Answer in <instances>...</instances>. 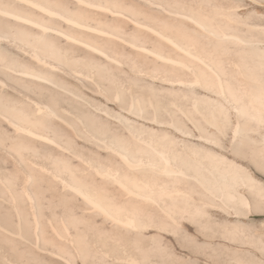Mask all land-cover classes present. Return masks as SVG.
<instances>
[{"label": "bare ground", "instance_id": "6f19581e", "mask_svg": "<svg viewBox=\"0 0 264 264\" xmlns=\"http://www.w3.org/2000/svg\"><path fill=\"white\" fill-rule=\"evenodd\" d=\"M143 5L147 6L149 9L144 8ZM231 8H233V6L224 9L223 12H217V10L213 11L211 12V15H209L204 12H201L200 10L193 9L192 6H184L178 3L177 1H172V0H0V42L6 41L8 44L6 43L4 44L5 46L7 45L8 47H10L11 43L16 44V46L21 51V53L25 55L29 54L27 56H29L31 60L34 61L36 64V66L35 64L33 65V63H30L26 59H23V57L22 59L21 58L19 59L20 56L16 60H14L12 56L13 54L11 55V57H9L10 52L12 51L10 52L8 51L9 56H7L8 55L7 49L2 45L3 48L2 47L1 48L3 50L6 49V51L4 53V51L0 50V197L6 200V208H8L9 212L11 210L14 211L13 209L9 210L10 208H14L16 210L17 214L15 216L18 215L16 218H19V221L21 222H24L25 219L28 218L27 215L30 214L29 212H31L32 214L31 218L34 224V229L33 228L32 229L36 237L37 246L40 249L38 250L37 248V250L39 251L38 254L37 253L38 251L34 247V250L37 251L36 252L37 256L35 257L36 259L38 258V256L40 257V255H42L40 252L42 250L43 254L46 257H44L43 255L40 257V259L42 257L45 259V262L43 261L44 264L45 263L71 264L73 263L71 262L72 258H79L80 262L84 264L87 261V257H86L87 255L85 253L89 250L88 247H91L92 250L95 252L94 254H96L95 256L97 257V260L99 259L98 261H104L107 258L111 260V261L109 260L111 264H112V260H113V264L115 262L114 260H120L121 264H128V262H130L131 264H136L139 261H142L138 259V255L132 252L129 246L127 248L126 246H122V244L114 245L109 243L107 237L108 234L107 235L105 234L106 233L105 230L106 229H109L110 231L113 230L112 231L113 234L115 232L116 233L119 232L118 235L120 233H123L125 234L126 237L127 234L128 236L132 235L131 233H133V235L135 236L137 235V237L141 235L144 236L143 235L144 233H141L144 232V229H146L149 226L150 228L151 226L156 227V224L159 223L161 224V221H159L158 223L152 222V220L150 221L149 218H147L148 216H151L152 213H153L152 215H154V212H150L151 210L149 207L152 206L153 209L157 208L158 210H162V212L164 211L165 214L166 215L168 214L169 217L170 216L169 214H171L169 210L171 208H175V207L177 208L180 206L179 204L182 201L185 203L188 199H190L191 195L188 192V189L190 188L187 189L188 186L187 183L191 178H193L194 180H196L197 178L200 179V175H202V173H204L203 171L207 169L206 163L209 161L207 160L204 163L205 157L203 156V152L202 153L200 152L202 151L200 148L202 146L192 143V141H189V139L186 138L179 139V137H177L175 134L169 132L172 129V127L171 129H169V131H167L168 129H166V127H164L163 125L169 123L170 122L169 119L171 117H169L168 122L163 121V119H160L158 117H153L155 114L153 116L151 115L152 118L149 117L146 118L148 113L146 114V116L141 115L140 110H131V111H133L135 115L137 114L136 116L143 117L141 121L146 122L145 119H147L148 122L146 123H148L149 126L151 127H149L146 124L143 125L142 124L143 122L140 123L138 126L134 125L135 124L134 122H133L134 124H132L130 121H128L130 116L127 118V120H126L127 116L126 117L123 116L122 118L120 116H115V119H118L120 117L121 119L126 120V122L123 120L125 122L124 128H127L128 131L125 136L123 134L124 131L121 130L122 129L121 127H118L119 132L116 130V128L114 130L110 128L114 132H112L108 128L110 130L109 131L110 133H108V140L100 137L97 134V133L104 134L107 132L106 123L105 126L104 122L102 124L101 122L99 123L93 121L94 119L88 120L86 126L83 127L86 128L84 136L88 140L90 145L91 144L94 145L93 141L98 140L99 143L106 148L104 158H101L100 151H90L93 148H87L86 150L75 148L70 152H68L69 159L66 160L62 156H56L53 159L51 165L48 163L50 166H48L46 162H45L46 165H43V163L42 164L38 163L40 161H37L36 159H35L36 161L32 160L31 153L33 152H31V150L33 151L35 148H37L36 146L39 147L43 146L44 142H49L53 140V138L47 132L45 127L46 119L49 116H53V112L50 110L48 105L45 106V104L43 102L40 103L38 99H37L38 101L36 100L37 102L33 100L34 103H32L33 101H31L32 99L29 98L30 96L28 97L26 95L25 93L26 91L24 87L28 83V79H36V80L38 79L40 82L42 80V82L44 81L50 84L49 81L51 80V76H52L51 73L53 72V68L54 66H57L58 61H60V60L57 61V59L60 58L57 49L59 47L61 48L64 45V44L62 45L61 43L59 45L57 43L56 37L58 36L62 37L68 43H76V44L80 43L81 45H84L86 49L92 50L95 53L102 54L108 57L109 55H111V53L107 55L101 43L104 45L107 44L109 45V43L111 42H116L119 39L117 30L119 29V26H121V21L131 22L134 25V28H136V30L142 29L143 31H145L147 37L145 41H141V42H137L136 40L131 41L130 44L132 45V48H134L138 53H141L142 56L149 57L154 62H158L161 65L166 66V69L167 67H174L188 72L191 75V78L179 77L172 79V81L178 82L180 84L181 83L187 84L188 86L191 87L192 86L201 87L205 91V93L200 94L198 96L200 102L204 104L209 103L210 106H215L219 109H224L230 107L228 104H231V102L234 101L228 95L234 97L236 96L234 93L235 88L229 87V85L231 84H228L225 81L226 79H224L225 78L224 70L226 68L224 69L222 65L223 60L219 58L220 54L218 53L223 47L222 43H226V41H233V40L236 41L237 43L242 42L246 46H248L247 44L251 43V46L256 48V51L253 53L254 59L257 60L260 57H263L264 60V46L261 44H260L261 46H258L257 44L258 40H249L247 38L240 36L239 34L240 32L233 34L231 31L230 33L227 30H225V27L227 26L222 22V18L224 17L225 19L231 20L229 19V15L232 13ZM152 12H156L157 18L163 24L159 22H152L151 19L149 20V18L154 16ZM108 16H111L113 20H116V23L119 26H114V27L105 26L104 21L106 20V17L108 18ZM61 22L65 23L64 27L62 26ZM231 28H235L234 25ZM252 29L254 28L252 27ZM121 38L122 37H120V40ZM125 41H123V43ZM130 44L128 45L131 46ZM230 45L233 46L234 45L233 42ZM235 46L237 47L235 48ZM238 47H239L238 44L234 45L235 48L234 51H236ZM241 48L239 49L241 50ZM250 49L248 50L249 53H251ZM110 50L113 51L111 48ZM120 52L121 50L119 51V53ZM241 52H244V50L243 51L241 50L240 53ZM245 53L246 52H244L241 55H244ZM215 55L217 57H215ZM238 56L239 54H237V56L235 57L239 59ZM66 57L68 58L67 55ZM236 58H234L233 60L234 63L238 61L235 60ZM231 59L229 60L232 61ZM244 61L247 60L245 59ZM240 62L242 61H240L239 59L238 64ZM76 63L77 62L75 61V64ZM88 64L89 63H87V65ZM73 66L75 65L73 64ZM231 66H234V64ZM92 67L96 68L93 65ZM64 69H62V71ZM256 70L258 72L259 68ZM88 71H86L85 73H87ZM79 72H81V70ZM75 73L74 75L76 76V79L78 78L79 80L80 78V81L84 79L83 78L84 76ZM255 74L253 73V75ZM15 77L19 78L21 84H17L16 82H13V79ZM56 77L59 78L60 76L58 77V75H55V77L52 78H56ZM251 79L253 80L254 78ZM262 79L260 80L259 78L258 80L263 81ZM72 80L74 81V79ZM258 80H255L256 83ZM73 81H72V87L75 84V83L73 84ZM94 81L95 80H93V82ZM43 83L42 85L44 87L45 85ZM79 83L76 85H79ZM95 83L97 84V82ZM255 85L256 84L252 86ZM97 86L99 88L98 84ZM260 89H262V92L257 91L258 89L254 90L251 94L250 99H248L249 97L248 98L246 97L245 100L248 99L249 101L248 105H246L247 103L245 102L242 103L241 101H240L241 103L238 105L237 103L234 104V107L237 109V110L235 109L237 112L236 115L237 114L242 115V113H247L249 114V116H252L254 120L255 118L264 120V115L262 113L264 111V84L263 86H261ZM118 91H120V89H118ZM101 92L102 93H97L99 94L98 96H100L101 94V97H106L107 95L106 100L109 99L112 100V98L108 96L107 91L106 92L101 91ZM103 92L105 93V95H103L104 94ZM113 92L115 93V91ZM165 93H167V91H165ZM51 95L52 94H50V96ZM36 96H33V98L34 97L38 98V95ZM237 97L240 98V96ZM119 98L121 100L120 103H122L123 99L121 97ZM90 100L87 101L90 102ZM96 100L94 99L95 101L94 103L98 102L97 103L98 105L100 103L99 100L101 99H99L98 101ZM139 101L140 100L138 99L136 103H137V107L141 109V105ZM87 103L88 102H86L85 105H89V103L88 104ZM120 103L119 105H122ZM177 104L178 103H176V105ZM226 105L227 107H225ZM232 105L233 104H231V106ZM169 106L166 107H168L169 109L170 108ZM108 107L100 103L97 107L95 106L94 108H98L97 110H99V112L105 113L107 112ZM173 107L175 108V106ZM179 109L182 108H178L177 110L179 111ZM127 110L129 111V109ZM208 110H211V108ZM231 110H233V108H231ZM181 111L182 110H180V112L178 113L181 114ZM227 111L229 112V110H225V113ZM255 111H260L261 114L256 115ZM133 112L131 115H133ZM233 112L234 111H232V113L231 112L229 113L233 114ZM119 113L118 115H121ZM87 115L90 116L91 114L87 113ZM107 115L109 116L110 112ZM92 116H94L93 113ZM228 116L230 117L229 114ZM239 116L238 119L239 118L244 119L241 118V116L240 117ZM96 118L98 121H101L98 119V117ZM248 118L250 119V117ZM249 119L247 121L253 120V119L251 120ZM235 120H237V118ZM78 121L80 120L78 119ZM248 123L249 125H251L250 122ZM248 123H245L247 129L249 127L247 125ZM154 124L156 125V127ZM245 124L242 123L243 129ZM176 125L173 127L174 130L172 129L173 131L178 130V132L180 131V133L185 136L190 134L187 131L180 129L181 128L180 126H179L180 128H178ZM157 126H161V128ZM176 127L178 129H176ZM167 128H169V126ZM238 130L240 129L238 128ZM200 136L203 137L202 134H200ZM188 137H190V135H188ZM45 145L46 144H44V146ZM197 147L199 148L197 149ZM188 148H192V150L197 149L196 152L198 156H196L195 158L188 156L189 155L188 153H190L187 152L186 150ZM66 149L69 148L66 147ZM185 150L188 154L186 157H185L186 155ZM213 151L209 153V156L215 159L216 155ZM210 161H212V159H210ZM219 165L218 163L214 165L218 167L215 173L222 172L219 169L220 167ZM230 166L231 165L229 164L225 168H229ZM225 168L223 171H226ZM36 172L43 173V175L44 173L47 174L48 177L50 178L49 182L55 184L56 188L59 191L60 196L58 198H60V201L64 207V211L61 212L60 214H56L57 219L50 218L49 216L47 219H45L44 218L45 214L41 216V212L38 211L40 197H38V194L36 193L37 191L35 190L36 186L33 187V182L36 181L35 180L36 178L39 179L41 178L39 177L40 175H38ZM216 176H220V175H216ZM231 177H232V173H231ZM207 179L208 178L204 180L205 184L197 179L198 182L200 183L197 184L200 187L202 186L204 187V185H207L206 184L208 181ZM216 179L213 181L215 182ZM222 179H219V182L222 181L223 183V180L225 179L223 180ZM37 182L38 181H36V183ZM180 182H182V184ZM208 182L210 183V181ZM233 183L235 184V182ZM209 185L211 188H213L212 183ZM219 185L225 186L224 184L221 183ZM228 186L226 185L225 188H227ZM233 186L230 185V187ZM188 187H190V185ZM199 200L201 201L200 198ZM199 200L198 202L201 203ZM184 205L185 204H183V207L185 208ZM168 207L171 208L169 209ZM180 209L181 208L179 207V211H181ZM0 211H1L0 213H2L3 211L5 213H8L6 212V210L3 211L0 210ZM201 211L202 210H200V212ZM158 212L160 213L161 211ZM9 214H11V212ZM146 214H150V215H146ZM147 219L149 221H147ZM173 220H176V218L174 219L172 218V216H170V221L172 222ZM6 222L0 221V227H6V228L10 227ZM18 222L14 224L16 225L21 224V222L17 224ZM160 224L158 225L159 227L161 226ZM17 227L18 226H16V228ZM4 231L6 233L5 229ZM92 231H96V232L91 233ZM19 232L21 231L19 230ZM102 234L103 237L101 236ZM123 234L122 236L120 234V237H123L124 236ZM18 235H21V233ZM117 237L118 236H115V238ZM21 240H23V238ZM26 249L31 250V248L29 247H27ZM23 250L24 249L20 250L17 253L23 255L22 253ZM32 252L34 253V251L28 253L31 254ZM36 253L34 255L32 254V258L36 255ZM32 258H28V259L32 260ZM35 258L34 260H36ZM18 260L17 259L15 260V258L13 259L12 257H10L7 258L6 262L10 264H21V262H19ZM42 260H40V262ZM121 260L122 261L124 260L127 263H122ZM25 261L23 260L22 262ZM36 262L37 260L35 261V263L32 262V264H36ZM141 263L144 264L143 262ZM22 264H30V262L28 261V263L26 262Z\"/></svg>", "mask_w": 264, "mask_h": 264}, {"label": "rangeland", "instance_id": "374dc122", "mask_svg": "<svg viewBox=\"0 0 264 264\" xmlns=\"http://www.w3.org/2000/svg\"><path fill=\"white\" fill-rule=\"evenodd\" d=\"M172 1H177L178 3L184 6H192L193 9L200 10L201 12H204L209 15H211V12L213 11L217 10V12H223L224 9L233 6V8H231L232 13L229 15V19L231 20L225 19L224 17L222 18V22L227 26L225 27V30H227L228 32L231 31L233 34L240 32L239 33L240 36L247 38L249 40H258V43H257L258 46H261V45L264 46V0H172ZM143 7L146 9H149L145 5H143ZM152 14L154 16L149 18V20L151 19L152 22H159L163 24L157 18L156 12H152ZM102 23H103V20H102ZM61 24L64 27L65 23L61 22ZM104 25L107 27L119 26L117 25L116 20H113L111 16H108V18L106 17V20L104 21ZM233 25L235 28H231L233 27ZM252 27L254 29H252ZM117 34H118L119 39L117 38L118 40L116 42H111L112 44L109 43V45L108 44L104 45L101 43L103 49L106 51V54L109 55L111 53V55H109L110 57L109 56L106 57L102 54L95 53L92 50H88L84 47V45H81L80 43H77V44L68 43L62 37H59V36L56 37L57 43L59 45L60 43L64 45L61 48L59 47L57 49L58 55L60 57V58L58 57L59 59H57V61L58 60L60 61H58L59 65L57 64V66H54L53 68V72L51 73L52 74L51 80L49 81L50 84L44 81L43 83L42 80L40 82L38 79L37 80L28 79V83L24 87L26 91L25 93L28 97L30 96L29 98L32 99L31 101L33 100L36 101L38 99L40 103L43 102L45 106L48 105L50 110L53 112V116H49L45 121L46 130L51 135L53 140L49 142H44V144H46L45 146L44 144L41 147L36 146L37 148H35L33 151L31 150V152H33L31 153V159L34 161L36 160L40 161L38 163H41V164L43 163V165H46V163L47 164L49 163L51 165L53 159L56 156H62L66 160L69 159L68 152H70L71 150L75 148L83 149V150H86L87 148H93L90 151H100L101 158H104L106 148L102 146L98 140H94L93 141L94 145L92 144L90 145L88 140L84 136L86 128H83V127L86 126V123H88V120L90 119H94L93 121H96L99 123L101 122L102 124L104 122V125L106 123L107 126L106 125L105 126H106L107 132L104 134L97 133L100 137L106 140H108V133H110L109 131L110 130L112 131V129L114 130L115 128L118 131L119 129L118 127L122 128L121 130L124 131L123 134L126 136L128 130L127 128H124L125 127L124 124L129 116L130 117L128 121H130L132 124L135 123L134 125L138 126L140 123L143 122L142 123L143 125L146 124L149 126V124L146 123L148 122L147 119H145L146 122L141 121L143 117L136 116L137 114L135 115V113L131 110H140V114L144 116H146V114L148 113L146 118L148 117L152 118V116L155 114L153 117H158L160 119H163V121H166V122L170 120L169 123H166L167 126L166 124L163 125L164 127H166V129H168L167 131H169L171 127L174 130L173 127L178 123L176 126L178 128L181 127L180 129H183L184 131H187L188 133H190L188 134L190 135V137H188V135L186 136L182 135L180 131L178 132V130L173 131L171 129L172 131L170 130L169 132H172L173 134H175L177 137H179V139L186 138V139H189V141H192V143L198 144L199 146L203 147V148L200 147L202 150L200 152L201 153L203 152V156L205 157L204 163L207 160L209 161L206 163L207 169H205V171H203L204 173L200 175V179L199 178L197 179L204 183L205 182L204 180L208 178L207 180L210 181V183L207 181L206 183L207 185H204L205 188L202 186L203 187L202 189V187H200L197 184L199 183L197 179H196L197 181L194 180L193 178L189 180L187 184L188 186L190 185V187L187 186V189L190 188L188 189V192L190 193L191 196H190V199H188L185 203L182 201L179 204L181 211H179V207L177 208L168 207L169 209L171 208L169 210L171 214L169 215L172 216V218L174 219L176 218V220H173L171 222L170 216L168 217V214L166 215L164 211L162 212V210H158L157 208H154L157 210L156 211L153 209L152 206H150L149 208L151 211L150 210L149 211L154 212V215H152L153 214L152 213L151 216H148V217L146 216V217L149 218L150 221L152 220V222L158 223L159 221H161V224L159 223L161 225L160 227L158 226L159 224H156V227L153 226L154 228L152 226L150 228L149 226L147 227L149 230L146 228L144 229V232H141V233H144L143 234L144 236L140 234L141 236L139 237H137V235L136 236L133 235V233H131L132 235H129V236L127 234V237L125 236V234L120 233L121 236L122 234L124 235L123 237H120V234L118 235L119 233L118 231H117L118 233L115 232L114 233L115 235H114L112 233L113 230L110 231L109 229H106L105 234L106 235L108 234L107 237H108L109 243L114 244V245L122 244V246H126L127 248L129 246L132 252L138 255V259L142 260L136 264H140L141 262H143L144 264L145 263L146 264H150V263L151 264H156V263L157 264H264V123H263L264 120H260L258 118H255L254 120L252 116H249V114L247 113H242V115L240 114L236 115L237 109L234 107V104L237 103L238 105L241 102L242 103L245 102L247 103L246 105H248L249 104L248 99H250L251 94L254 90L258 89L257 91L262 92V89L260 88L264 84L263 83L264 82V76H263L264 68H262L264 67V63H262L264 62L263 57H260L259 58L260 60L254 59L253 53L256 51V48L252 47L251 43H249L250 45L247 44L248 46H246L242 42L237 43L234 40L226 41V43H222L223 50L221 49L222 52L220 50L218 53L220 54L219 58L223 60L222 65L224 69L226 68L224 70V77H225L224 79H226L225 81L228 84H231L229 85V87L235 88L234 93L236 97L228 95L229 97L232 98V100H234L231 102V104L233 105L231 106V104H228L230 107L219 109L215 106H210L209 103L204 104L199 101L198 96L200 94L205 93V91L201 87H193V86L191 87V86H188L187 84H183V83L180 84L178 82L172 81V79L179 78V77L191 78V75L188 72L180 70L178 68H174V67H167L166 69V66H163L158 62H154L149 57L142 56L141 53H138L134 48H132V45L130 44L131 41L136 40L137 42H141L147 39L145 31H143L142 29L136 30V28H134V25L131 22L121 21V26H119V29L117 30ZM120 37H122L121 40H120ZM123 41H125L124 43L126 44H124ZM232 42L234 45L238 44L239 46L236 49V51H234V49L237 46H235L234 48V45L233 46L230 45L232 44ZM4 43L8 44L6 41H1L0 50L4 51V53L6 49H7V52L12 51L10 52V56H9V52L7 56L11 57V55L13 54L12 56L14 60H16L20 56L19 59L20 58L22 59L23 57V59H26L30 63H33V65L35 64V62L32 61L29 56H27L29 54L25 55L21 53V51L18 49L16 44L11 43L10 47L6 45L8 48H10L8 49ZM128 44H130L131 46H129ZM225 44H228V45H225ZM2 45L6 49L3 50ZM75 45L76 46L78 45V46L76 47ZM110 48L113 51H111ZM239 48H241L242 51L244 50V52H246L244 54L245 56L241 55L244 52L240 53L241 50ZM249 49L251 53H249L248 51ZM118 50L119 51L121 50L122 53L121 52L119 53ZM65 54L68 56V58L66 57ZM237 54H239L238 57L240 61H242L239 64H238L239 59L235 57L237 56ZM215 57L217 56L215 55ZM234 58H236L235 60H238L235 63L233 62ZM229 59H231L232 61H230ZM245 59L247 61H244ZM75 61L77 62L76 64H75ZM120 61L122 62V64ZM87 63L92 64L96 68L92 67V65H89V64L87 65ZM236 63L238 64V66ZM73 64L75 66H73ZM233 64L234 66H231ZM230 67H231V70H230ZM78 68L81 70V72H79L80 70ZM258 68L259 70L257 72L256 69ZM62 69H64L65 71L64 70L62 71ZM86 71L88 72L85 73ZM74 73L84 76L83 77L84 79L81 81H80V78L79 80L78 78L76 79V76L74 75ZM253 73L254 74L258 73V74H255L256 75L255 76L253 75ZM55 75H58V77L60 76L59 77L60 79L57 77L52 78V77H55ZM251 78H254V79L252 80ZM259 78L260 80L263 78L262 79L263 81H259L258 80ZM72 79H74V81ZM93 80L95 81L93 82ZM255 80H258L259 82L257 81L256 83ZM72 81H73V84L75 83L74 84L75 86L73 85L74 88L72 87ZM13 82H16L17 84H21L19 78H16V77L13 79ZM95 82H97V84L99 85V88ZM100 82H103V83H100ZM42 83L45 85L44 87ZM78 83L79 85H76ZM168 84L170 85V87ZM254 84H256L255 85L256 87L252 86ZM236 88H239V89H236ZM118 89H120V91H118ZM100 90L104 92L107 91L108 96H110L112 100L109 99L110 102L109 100H106L107 95L106 97H101V94L100 96H98L99 94L97 93H102ZM164 90L167 91V93H165ZM113 91H115V93ZM186 92L187 93L190 92V93L187 94ZM50 94L52 95L50 96ZM115 94H118V95H115ZM36 95H38V98H35V97L33 98V96H36ZM39 95L41 96V98ZM103 95H105V93ZM237 96H240V98ZM119 97L123 99L122 103H120L121 100ZM246 97L247 98L249 97V98L245 100ZM178 98L181 100H179ZM90 99L93 101H91ZM94 99L95 100L97 99L96 101L101 99L99 100L101 104L107 107L108 106L110 107V108L108 107V110H107V112L108 111L110 112L109 116L107 115L109 114V112L108 113L99 112V110H97L98 108H94L95 106L97 107L100 104L99 103L97 105L98 102L94 103L95 102ZM138 99L140 100L139 102L141 105V109L137 107L136 102ZM171 99H173L174 102ZM87 100H90V102ZM113 100H116V101H113ZM34 101L32 103H34ZM85 101L88 102L89 105L91 106L85 105L86 103ZM119 103L122 105H119ZM176 103L178 104L176 105ZM166 106H169L170 108L168 109V107ZM173 106L177 108L175 109ZM225 107H227V105ZM178 108H182V109H179L178 111L177 110ZM210 108L211 110H208ZM231 108H233V110H231ZM127 109H129V111ZM180 110H182L181 114L178 113L180 112ZM225 110H229V112L231 113L232 111L234 112L233 114H230L228 111L225 113ZM86 112L91 115L88 116ZM132 112L134 116L131 115ZM92 113L94 116H92ZM118 113L121 114L122 116L118 115ZM222 113H225V114H222ZM262 113L264 115V111ZM228 114L230 115V117L228 116ZM255 114L259 115L261 113L260 111H255ZM239 115L241 116V118H244V119L246 118V119L245 120L240 119V118L238 119ZM115 116H120L121 118L123 116L124 117L127 116V117L125 120V119H121L120 117H119L120 119L118 117H116L118 119H115ZM96 117H98V119L101 121H98ZM169 117H171L172 119L171 118L169 119ZM248 117H250V119ZM236 118L237 120H235ZM247 118L249 120L251 119L253 120L247 121L248 120ZM78 119L80 121H78ZM209 120L211 121V123ZM213 120L214 121L216 120V121L214 122ZM107 121H108V124H107ZM248 122H250L251 125H249ZM256 122L259 124H257ZM242 123L244 124L248 123L247 124L249 126L248 129L246 128V124L243 129ZM168 126L169 128H167ZM157 127L161 128V126H157ZM177 127L176 129H178ZM108 128L109 129L112 128V129L109 130ZM238 128L241 131L238 130ZM116 130H115V133H116ZM193 134H194V137H193ZM200 134H202L203 137H201ZM197 138L200 140H198ZM66 147H68L69 149H66ZM198 148L199 147H197V149ZM197 149L195 150L194 149L192 150V148L186 149L187 152H190L191 154L188 153L189 154L188 155L185 150V153H186L185 157L188 155V156L195 158L196 156H198L196 152ZM212 151L216 155L215 159L209 156V153H211ZM210 159H212V161H210ZM216 163H218V165L221 164L219 165L220 166L219 169L222 172L215 173V171L218 168L217 166H214ZM49 164L48 166H50ZM209 164L212 166H210ZM229 164L231 166L229 168H225ZM223 167L225 168L226 171H223L224 170ZM229 171L232 173V177ZM36 173L40 175L39 177L41 178V179L39 178L35 179L39 183L38 182L36 183V181L33 182V187L36 186L35 187V190H37L36 193L38 194V197H40L38 211L41 212V216L45 214L44 215L45 219H47L48 216L50 218L57 219L56 214H60L61 212L64 211V207L60 201V198H58L60 196L59 191L56 188L55 184H53L52 182H49L50 178L48 177L47 174L44 173L43 175V173H39V172H36ZM216 175H220V176H216ZM239 176H242V177H239ZM221 177L222 178L224 177L223 179L225 180H223ZM215 179L216 181L214 182L213 180ZM219 179H222L223 183L222 181L219 182ZM233 182H235V184ZM180 183L182 184V182ZM211 183L213 185V186L211 185L213 188H211L209 185ZM218 183L224 184L225 186L219 185ZM226 185L227 186L229 185V186L225 188ZM230 185L231 186L234 185V186L230 187ZM199 198L201 199V201L199 200ZM0 199H1L0 210L2 211L6 210V212H8V213H5L3 211L2 213L5 215L0 213V219H1L0 221L1 222L7 221L6 223L10 226L8 228L0 227V250H1L0 251V261H1L0 264H10L6 262L7 258H10V257H12L13 259L15 258V260L20 259L18 261L21 262V264L26 263V262L28 263V261L30 262V264H32V262L35 263L36 260H37L36 264L39 263L40 260L44 259L43 257L40 259V257L43 256L44 254L41 250L40 252L42 255H40V257L38 256L37 259L35 258L37 256V253L39 254L38 250L40 249L37 246L36 237H35V234L33 233L34 224L31 218L32 217L31 212H29L30 214L27 215L28 218L25 219L24 222H21L19 221V218H16L18 215L15 216L17 214L16 210L14 208H10L9 210L13 209L14 211L11 210L10 212L12 215L9 214L10 212L8 211V208H6V200L1 197ZM198 200L202 204L199 203ZM183 204H185L184 205L185 208L183 207ZM196 205L198 208L196 207ZM159 208H162V207H159ZM200 210L202 211L200 212ZM158 211H161V212L159 213ZM196 212L197 213L199 212V213L197 214ZM146 215H150V214H146ZM149 220L147 219V221ZM16 222H18L17 224L21 222L22 226L21 224L19 225L14 224ZM16 226L18 227L16 228ZM4 229L6 230V233ZM19 230L21 232H19ZM16 232L18 234L21 233V235H18ZM93 232H96V231H92L91 233ZM101 236L103 237V234ZM115 236H118L120 238L118 237L115 238ZM133 237L134 238L136 237V238L134 239ZM22 238L23 240H21ZM27 247L31 248V250L30 249L27 250L26 249ZM34 247L36 250L38 248L37 250L38 252L34 250ZM22 249H24L22 251L23 255L17 253ZM88 249L89 250L85 253L87 255L86 256L87 261L84 264H107L108 262L111 264L110 262L111 260L109 258H107L104 261H98L99 259L97 260V257L95 256L96 254H94L95 252L92 250V248L88 247ZM31 251H34V253L33 252L31 254L28 253ZM35 253L36 255L32 258V254L34 255ZM44 257L46 256L44 255ZM28 258H32V260ZM34 258L36 260H34ZM23 260L24 261L27 260V261L22 262ZM43 261L45 262V259L42 260L39 264H44ZM114 261H115L114 264H118V263L121 264L120 260H114ZM123 261L122 263H127ZM71 262L75 264H78V263L82 264L79 258H72ZM112 264H113V260H112ZM128 264H131V263L128 262Z\"/></svg>", "mask_w": 264, "mask_h": 264}]
</instances>
